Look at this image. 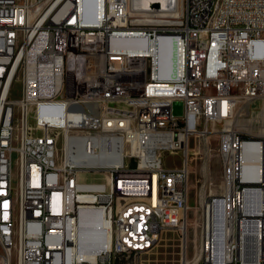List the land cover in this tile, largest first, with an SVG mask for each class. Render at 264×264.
<instances>
[{
	"label": "built area",
	"instance_id": "obj_1",
	"mask_svg": "<svg viewBox=\"0 0 264 264\" xmlns=\"http://www.w3.org/2000/svg\"><path fill=\"white\" fill-rule=\"evenodd\" d=\"M164 1L147 20L128 0H0V264H145L168 230L179 264H264V0ZM211 134L220 180L200 191L189 253V149ZM160 149L180 165L158 166ZM84 208L108 238L93 260L79 255Z\"/></svg>",
	"mask_w": 264,
	"mask_h": 264
},
{
	"label": "rangeland",
	"instance_id": "obj_2",
	"mask_svg": "<svg viewBox=\"0 0 264 264\" xmlns=\"http://www.w3.org/2000/svg\"><path fill=\"white\" fill-rule=\"evenodd\" d=\"M144 23V22H143ZM15 97H19V92L15 91ZM248 108V107H247ZM254 116L260 109L259 103H254L249 108ZM32 120V118H31ZM218 137L215 134L205 137L194 138L189 149V198H188V240L187 251H192V231L196 222L200 218L199 194L201 190H208L211 187L215 191L218 187L221 165L217 157ZM15 159V155H13ZM180 156L174 154H164L167 166L180 165ZM15 169V167H14ZM83 178L89 181L102 180L96 175H84ZM211 183V186H210ZM182 243L174 230L164 231L158 242L146 254L142 256L145 264H179Z\"/></svg>",
	"mask_w": 264,
	"mask_h": 264
},
{
	"label": "bare ground",
	"instance_id": "obj_3",
	"mask_svg": "<svg viewBox=\"0 0 264 264\" xmlns=\"http://www.w3.org/2000/svg\"><path fill=\"white\" fill-rule=\"evenodd\" d=\"M127 8L130 15H141L147 20H149V15H164L166 13L164 0H128ZM135 44L139 49H147L143 43ZM127 45L132 44L128 43ZM158 46H160L156 55L158 76L160 78L172 77L176 69L174 44L168 40L160 39ZM17 112H25V104H18ZM69 113H76V106H69ZM237 124H244V116H237ZM176 125H184V116H176ZM226 126L227 130H234V123H227ZM49 147H56V140H49ZM165 153L171 154L172 149H160V152L155 154V162L158 166H167L164 160ZM248 160L249 165L252 166L255 159L251 157ZM137 175H144V168H137ZM79 223V255L85 259L93 260L108 241L102 216L98 211L84 208L79 213ZM247 234H256V227H247ZM28 241H30V234H22L21 246H28ZM199 264L211 263L200 262Z\"/></svg>",
	"mask_w": 264,
	"mask_h": 264
},
{
	"label": "water",
	"instance_id": "obj_4",
	"mask_svg": "<svg viewBox=\"0 0 264 264\" xmlns=\"http://www.w3.org/2000/svg\"><path fill=\"white\" fill-rule=\"evenodd\" d=\"M181 106V104L179 103V102H176V103H174V112L175 113H179L180 112V110H179V108L178 107H180Z\"/></svg>",
	"mask_w": 264,
	"mask_h": 264
}]
</instances>
